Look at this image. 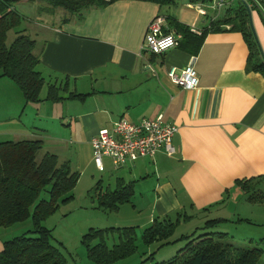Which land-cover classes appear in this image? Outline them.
I'll return each instance as SVG.
<instances>
[{
  "label": "crops",
  "instance_id": "1",
  "mask_svg": "<svg viewBox=\"0 0 264 264\" xmlns=\"http://www.w3.org/2000/svg\"><path fill=\"white\" fill-rule=\"evenodd\" d=\"M206 3L113 0L72 13L45 3L24 27L34 41L36 68L46 82L65 83L66 91L83 97L24 103L16 85L0 77V141L39 139L42 152L69 165L76 160L80 173L93 162L89 139L99 129L110 128L119 117L135 122L160 116L176 126L172 156L157 152L153 159L139 158L120 167L105 158V172L114 175L112 187L116 178L132 181L133 188L149 182V188L138 191L140 199L145 195V206L131 203V196L130 212H121L124 203L116 210L119 222L141 230L154 218L177 213L190 218L187 212L219 213L216 218L229 220L230 214L218 209L240 194L246 196L234 181L264 174V77L246 70L247 45L227 26L206 31L194 54L178 46L159 54L146 48L152 39L147 24L155 16H169L195 32L208 28L223 8L213 11ZM249 5L264 59V0ZM190 56L196 84L183 89L168 79L166 70L184 66ZM97 180L102 188L109 187ZM10 237L0 227V249Z\"/></svg>",
  "mask_w": 264,
  "mask_h": 264
},
{
  "label": "trees",
  "instance_id": "2",
  "mask_svg": "<svg viewBox=\"0 0 264 264\" xmlns=\"http://www.w3.org/2000/svg\"><path fill=\"white\" fill-rule=\"evenodd\" d=\"M23 0H0V77L11 80L21 93L24 103L38 102L41 99L56 102L65 98H81L83 95L66 91V84L46 82L37 70L38 56L33 54L34 41L24 28H20L21 15L13 4ZM33 1V0H26ZM50 9L61 8L68 13L91 5H106L113 0H44ZM168 5L174 0H140ZM251 0H249L250 2ZM249 2L234 0L223 7L221 17L211 21L208 28L195 33L177 23L171 17H164L165 29L180 35L178 47L194 54L199 48L206 31H217L227 26L229 31L239 32L248 48L247 71L259 72L264 77V59L250 20ZM12 29L14 37L5 44V36ZM45 86L44 97L40 91ZM65 96L62 92H65ZM39 139L0 141V227L29 219L31 228L2 242L0 264H65L59 250L50 243V229L42 226V221L52 214L60 204L73 199V188L78 172L70 168L68 161H59L53 153L44 151L39 156ZM263 175L234 181L250 203L264 201V192L256 191V183ZM94 208L103 211H116L118 206L130 201L133 182L121 178L114 180L112 188L101 187L97 180L87 191ZM204 208L203 210H205ZM189 219L185 214L154 218L139 231L142 245L153 242L166 243L177 223ZM222 218L204 221L200 229H208ZM240 221V218L237 219ZM137 228L89 227L79 239L86 257L96 264H107L125 258L137 249L135 244ZM227 234L218 231L195 230L178 237L184 241L175 253L167 259L153 264H258L262 249L253 246H236L226 240ZM111 239L110 246L107 241ZM151 258V253L148 255Z\"/></svg>",
  "mask_w": 264,
  "mask_h": 264
},
{
  "label": "rangeland",
  "instance_id": "3",
  "mask_svg": "<svg viewBox=\"0 0 264 264\" xmlns=\"http://www.w3.org/2000/svg\"><path fill=\"white\" fill-rule=\"evenodd\" d=\"M208 1V0H207ZM46 6L45 1H24V3H14L13 7L21 15L20 28L26 27V19L35 17L37 9ZM12 29L6 32L5 44L8 45L14 37ZM73 78L69 79L70 87ZM80 81V80H79ZM81 82V81H80ZM84 82L82 81V84ZM45 86L42 87L40 95H43ZM55 135V134H52ZM50 135V136H52ZM57 136V135H56ZM3 139V138H0ZM43 151L39 150L37 155L39 156ZM64 155L73 159L72 154ZM60 157V156H59ZM82 159V158H81ZM147 161V159H145ZM70 167L73 170H77L76 160H71ZM150 163V162H149ZM102 165L104 170L98 172L94 163L91 162L86 168H83V172H78V179L73 188V199L67 203L60 204L59 207L49 216H47L41 223L42 226L50 229L51 239L50 243L55 246L65 259V264H96L90 261L85 254L84 247L79 243L80 236L89 228H102L107 226L128 225L129 222H119V214L116 211H103L93 208L94 200L90 197L87 191L93 185L97 179H101L104 185L109 184V188L112 187L114 175H109L105 172L107 167V160L102 159ZM93 177V179H92ZM254 188L256 191L261 190L264 192V180L259 181ZM149 188V182L147 181L141 187L135 186L133 188V195L131 203L137 207L145 206V195L142 199L139 198L138 191L140 189ZM131 203H124L126 207L121 212H130L128 206ZM219 211L228 212L230 214L229 220L220 221L214 226L208 229H200L204 221L207 219L216 218L218 214L214 213H191L190 218L182 221L180 220L174 228L172 234L166 239V243L153 242L148 246L141 244L139 240V231L136 233L135 244L137 249L131 255L116 260L107 264H153L155 262L164 260L172 256L175 251L181 247L184 241L178 239L180 235L188 234L195 230V234L202 231H218L227 234L226 240L233 243L236 246H253L262 249V255L258 264H264V201L250 203L246 200V196L240 194L235 200H229L227 205L218 209ZM142 214V213H141ZM175 216L171 215L170 219H174ZM240 218V221L237 219ZM122 221H126L122 219ZM6 234L9 236L19 235L24 231L31 228V222L29 219H25L20 222L13 223L6 227ZM10 234V232H13ZM111 239L107 241V245L110 246ZM151 253V258L148 255Z\"/></svg>",
  "mask_w": 264,
  "mask_h": 264
},
{
  "label": "built area",
  "instance_id": "4",
  "mask_svg": "<svg viewBox=\"0 0 264 264\" xmlns=\"http://www.w3.org/2000/svg\"><path fill=\"white\" fill-rule=\"evenodd\" d=\"M231 1L234 0H208L204 7L216 11ZM163 27L164 19L161 16H155L148 22L146 29L152 36L146 47L149 52L159 54L178 45L179 35L164 32ZM191 31L195 32L193 29ZM193 61L194 56H190L184 66H170L166 76L183 89L192 88L196 84ZM175 131L176 126L164 122L160 116L141 118L135 122L119 117L110 128L99 129L89 139L92 161L96 169L102 171L103 158H108L114 167H120L139 158L153 159L157 152L170 157L175 153L171 143Z\"/></svg>",
  "mask_w": 264,
  "mask_h": 264
}]
</instances>
